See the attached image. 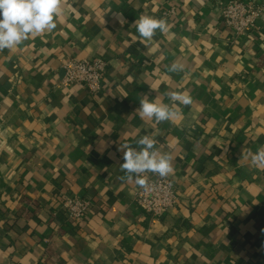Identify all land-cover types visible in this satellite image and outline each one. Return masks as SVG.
I'll use <instances>...</instances> for the list:
<instances>
[{
    "label": "crops",
    "instance_id": "1",
    "mask_svg": "<svg viewBox=\"0 0 264 264\" xmlns=\"http://www.w3.org/2000/svg\"><path fill=\"white\" fill-rule=\"evenodd\" d=\"M226 1L63 0L56 29L0 51V264H264V15L238 37ZM141 15L169 31L142 41ZM74 57L108 61L99 93L60 86ZM173 91L192 103L171 121L139 117ZM145 135L173 157L179 202L160 219L121 180L120 144ZM66 196L91 202L85 220Z\"/></svg>",
    "mask_w": 264,
    "mask_h": 264
},
{
    "label": "clouds",
    "instance_id": "2",
    "mask_svg": "<svg viewBox=\"0 0 264 264\" xmlns=\"http://www.w3.org/2000/svg\"><path fill=\"white\" fill-rule=\"evenodd\" d=\"M63 0H0V51L12 50L30 37H37L57 28V18L61 14ZM134 25L140 38L151 41L157 30L161 33L169 31L167 21L141 15ZM179 73L184 70L182 63L173 62L169 69ZM172 104L159 103L150 100L147 95L140 99V107L136 110L141 119L154 120L156 123L171 121L177 115L175 105L181 103L190 105L191 97L182 92L167 93ZM138 147L129 143L120 144L124 162L120 169L125 173L122 181L133 180L145 191L150 187L146 173H153L166 178L174 172L173 157L161 152L157 141L147 135L136 140ZM251 164L264 168V146L250 154Z\"/></svg>",
    "mask_w": 264,
    "mask_h": 264
},
{
    "label": "built area",
    "instance_id": "3",
    "mask_svg": "<svg viewBox=\"0 0 264 264\" xmlns=\"http://www.w3.org/2000/svg\"><path fill=\"white\" fill-rule=\"evenodd\" d=\"M264 0L262 2L243 0H228L222 6L220 18L223 25L238 37L251 36L257 29L258 21L264 15ZM172 6L163 10V16L175 12ZM63 78L60 86H84L90 93L96 94L102 90L103 80L108 71V61L103 58H69L62 64ZM1 108V106H0ZM149 189H138L135 197L136 205L146 214L155 219L163 218L170 209L179 202L174 183L167 178H161L151 173L147 177ZM63 210L70 221L80 223L85 220L91 210V202L78 196H66L63 199Z\"/></svg>",
    "mask_w": 264,
    "mask_h": 264
}]
</instances>
